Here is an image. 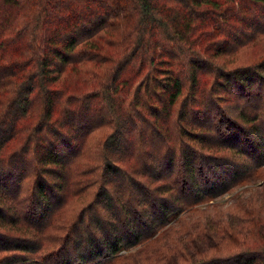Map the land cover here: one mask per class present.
Here are the masks:
<instances>
[{
	"label": "trees",
	"instance_id": "1",
	"mask_svg": "<svg viewBox=\"0 0 264 264\" xmlns=\"http://www.w3.org/2000/svg\"><path fill=\"white\" fill-rule=\"evenodd\" d=\"M263 45L264 0H0V264H155L212 220L170 264H264Z\"/></svg>",
	"mask_w": 264,
	"mask_h": 264
},
{
	"label": "rangeland",
	"instance_id": "2",
	"mask_svg": "<svg viewBox=\"0 0 264 264\" xmlns=\"http://www.w3.org/2000/svg\"><path fill=\"white\" fill-rule=\"evenodd\" d=\"M262 49V52H264V45L263 47L261 48ZM210 82V80L208 81V83ZM208 85V84H207ZM35 104V103H34ZM39 109H40V105L39 104H35L33 105L32 107V115H31V118L28 120V124H33L36 122L37 118H38V113H39ZM107 129L106 128H102V129H96L94 130L90 136H88V139L86 140V146H85V149L86 152L84 153V157H86L85 160L89 159L91 160L92 156H91V149H90V141L91 143H94V139H95V143L97 142V139L98 137L102 136L105 131ZM24 138V134H20L19 137H17L14 141H15V146L18 145L22 139ZM93 150V149H92ZM84 161V160H83ZM98 171V170H97ZM33 176H34V173L33 172H30L22 181V190H26V189H29L30 186H31V183L33 181ZM92 191V189H90ZM90 194H85L84 196H81V197H78V198H71L67 201V207L65 208L64 212H63V215L64 216H68V215H71V214H75L81 207L82 203L86 202L90 196ZM245 195H254L255 198L257 199H261L264 197V181H259V182H255L253 183V185H247V186H244L243 189H242V193H241V196H245ZM223 199L227 202H231V201H234L236 202L237 206H236V209L235 211L238 209V207L242 206V201H243V197L236 200L235 197H233L231 194H226L225 196H223ZM83 203V204H84ZM235 211H232V214H227V220L229 223H231L232 225H235L237 227H239L240 225H242V221L241 220V217L242 215L239 213V212H235ZM217 217H220L219 215H216ZM217 226V221H213L212 222H209L208 224V228H205L207 231V234H208V237L207 238H200V239H195V240H188L187 238H184L185 240L183 242H181V249L179 250H176L174 251L173 249H171V252L169 254V256L166 258L165 261H159V262H156L155 264H170L172 262H175L176 261V257L177 256H184V257H190L193 255L194 253V250L195 249H199V248H206L208 245H210V237H209V234L211 235L212 233L215 234L213 231H215L216 229L214 227ZM164 234V233H163ZM163 234L161 235H158L159 237V241L158 242H153V245H150L149 247V251H155L158 247V245H164V243L166 244H169L168 247H171V243H169V241L167 240V238L165 236H163ZM185 237V236H184ZM58 245V244H57ZM56 244H48V245H45L42 252L45 253V250H48L50 248H53L55 249L57 247ZM137 249L138 247H134L133 249L131 250H128V251H123L124 253L126 254H132L130 257H135L137 259L138 256H136V253H137ZM122 252V253H123ZM144 254L142 255V257H144L145 255H147V251H142ZM158 257L155 256V259H157ZM160 258V257H159Z\"/></svg>",
	"mask_w": 264,
	"mask_h": 264
}]
</instances>
